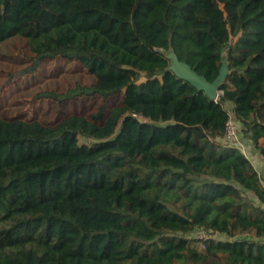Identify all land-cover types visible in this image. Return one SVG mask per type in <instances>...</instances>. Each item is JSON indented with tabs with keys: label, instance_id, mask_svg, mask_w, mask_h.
<instances>
[{
	"label": "trees",
	"instance_id": "trees-1",
	"mask_svg": "<svg viewBox=\"0 0 264 264\" xmlns=\"http://www.w3.org/2000/svg\"><path fill=\"white\" fill-rule=\"evenodd\" d=\"M94 77L37 99L122 93L52 124L0 115V264H264V0H0V42ZM175 52L217 100L169 70ZM262 141V142H261ZM203 231L208 238L196 237Z\"/></svg>",
	"mask_w": 264,
	"mask_h": 264
},
{
	"label": "rangeland",
	"instance_id": "rangeland-1",
	"mask_svg": "<svg viewBox=\"0 0 264 264\" xmlns=\"http://www.w3.org/2000/svg\"><path fill=\"white\" fill-rule=\"evenodd\" d=\"M30 55L26 40L20 36L0 42V115L3 117L36 119L45 124H52L71 113L89 115L99 107H103L107 112L121 99L122 93L105 99L98 95L83 96L61 105L50 99H37L34 95L39 91L61 92L76 82L89 84L94 81V77L88 74L80 63L60 57L45 60L31 74L12 77L11 73L26 67ZM227 140L255 164L261 162L253 145L245 142L238 132L233 140Z\"/></svg>",
	"mask_w": 264,
	"mask_h": 264
},
{
	"label": "water",
	"instance_id": "water-1",
	"mask_svg": "<svg viewBox=\"0 0 264 264\" xmlns=\"http://www.w3.org/2000/svg\"><path fill=\"white\" fill-rule=\"evenodd\" d=\"M167 57L170 59L169 70L177 77L187 81L198 91L203 93L211 100L216 96L221 82L226 78L228 69L226 59L221 61L218 74L212 81H208L203 75H199L189 64L178 59L175 52L171 51Z\"/></svg>",
	"mask_w": 264,
	"mask_h": 264
},
{
	"label": "built area",
	"instance_id": "built-area-1",
	"mask_svg": "<svg viewBox=\"0 0 264 264\" xmlns=\"http://www.w3.org/2000/svg\"><path fill=\"white\" fill-rule=\"evenodd\" d=\"M219 94H222V90H218L216 93V96L214 97V101L217 100V97ZM222 105L224 106V109L227 112V119L225 121V125H224V135L226 137V139H231L233 140L237 134V125L233 119V108L232 106L228 103V102H224L222 103ZM196 237H200V238H208L209 235L203 231H197L195 233Z\"/></svg>",
	"mask_w": 264,
	"mask_h": 264
},
{
	"label": "crops",
	"instance_id": "crops-1",
	"mask_svg": "<svg viewBox=\"0 0 264 264\" xmlns=\"http://www.w3.org/2000/svg\"><path fill=\"white\" fill-rule=\"evenodd\" d=\"M250 160H251V158H250ZM251 162H252L254 168H255V169L257 170V172L259 173L260 177H261V178L263 179V181H264V167H263V165H262V162H258L257 164H255V163L253 162V160H251Z\"/></svg>",
	"mask_w": 264,
	"mask_h": 264
}]
</instances>
